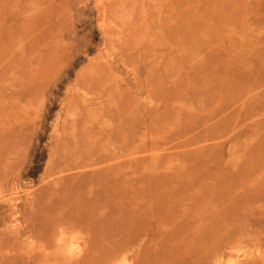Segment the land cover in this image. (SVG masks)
Returning a JSON list of instances; mask_svg holds the SVG:
<instances>
[{"label":"rangeland","instance_id":"obj_1","mask_svg":"<svg viewBox=\"0 0 264 264\" xmlns=\"http://www.w3.org/2000/svg\"><path fill=\"white\" fill-rule=\"evenodd\" d=\"M0 264H264V0H0Z\"/></svg>","mask_w":264,"mask_h":264},{"label":"bare ground","instance_id":"obj_2","mask_svg":"<svg viewBox=\"0 0 264 264\" xmlns=\"http://www.w3.org/2000/svg\"><path fill=\"white\" fill-rule=\"evenodd\" d=\"M102 7H104V5H102ZM103 9H105V8H103ZM104 11V10H103ZM104 14H105V12H104ZM105 17V16H104Z\"/></svg>","mask_w":264,"mask_h":264}]
</instances>
